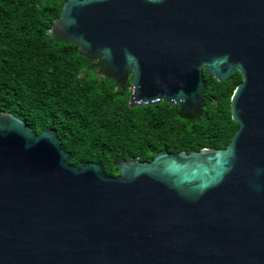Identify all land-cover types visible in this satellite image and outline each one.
Returning a JSON list of instances; mask_svg holds the SVG:
<instances>
[{"label": "water", "instance_id": "obj_1", "mask_svg": "<svg viewBox=\"0 0 264 264\" xmlns=\"http://www.w3.org/2000/svg\"><path fill=\"white\" fill-rule=\"evenodd\" d=\"M52 32L130 106L202 114L205 72L242 77L224 150L70 165L53 131L0 116V264H264V0H68Z\"/></svg>", "mask_w": 264, "mask_h": 264}, {"label": "trees", "instance_id": "obj_2", "mask_svg": "<svg viewBox=\"0 0 264 264\" xmlns=\"http://www.w3.org/2000/svg\"><path fill=\"white\" fill-rule=\"evenodd\" d=\"M68 0H0V116L11 114L40 135L53 131L70 165H102L119 177L122 159L151 163L171 154L226 149L240 126L231 98L240 74L219 83L205 73L200 116L178 106H130L127 84L108 76L103 60L92 61L52 32Z\"/></svg>", "mask_w": 264, "mask_h": 264}, {"label": "flooded vegetation", "instance_id": "obj_3", "mask_svg": "<svg viewBox=\"0 0 264 264\" xmlns=\"http://www.w3.org/2000/svg\"><path fill=\"white\" fill-rule=\"evenodd\" d=\"M206 73V72H205ZM204 77H205V74H204ZM175 106H178V105H175ZM179 107V106H178ZM203 107V106H202ZM179 110H180V107H179ZM180 114H185L187 116V118L189 119H192L193 116L195 115L194 113H189V112H182Z\"/></svg>", "mask_w": 264, "mask_h": 264}]
</instances>
